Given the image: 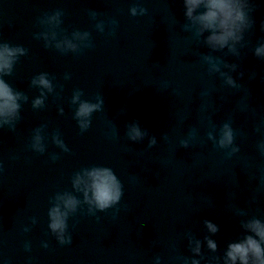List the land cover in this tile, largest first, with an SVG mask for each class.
<instances>
[{"label": "clouds", "instance_id": "1", "mask_svg": "<svg viewBox=\"0 0 264 264\" xmlns=\"http://www.w3.org/2000/svg\"><path fill=\"white\" fill-rule=\"evenodd\" d=\"M182 5L185 22L180 25L181 31L191 33L197 46L209 50L200 54V61L207 66L205 74L209 77L216 76L222 82V87L240 90L243 86L238 81L244 77V72L238 71L239 63L229 62L226 58L231 56L234 61H242V50L250 43L246 35L255 28L253 13L259 8V4L256 0H182ZM128 12L132 17H143L147 15L148 9L142 6L140 0H136L129 7ZM101 15L103 13L96 9H88L89 19L95 22L94 30L101 35L115 36L118 21L114 18L98 20L97 17ZM64 16V10L57 8L37 17L35 23L41 30L33 33V38L43 41L45 49H53L62 56L69 54L80 56L85 50L94 48L92 33L79 29L69 31L64 27ZM8 26L11 28L13 25L9 22ZM260 31L264 33V20L260 22ZM28 51L22 45L0 42V129L7 128L15 132L21 120L22 105L29 102V96L25 92L13 88L5 80V77L13 75L16 64L21 57L28 55ZM253 55L264 62V37H261L257 46L253 48ZM233 73H237L236 78L233 77ZM63 79L70 80L71 75L65 73ZM54 81L56 76L47 72H41L31 78L29 87L37 89L39 93L31 100L33 110L45 109L49 96H52L54 102L64 99L62 96L64 85ZM163 86L167 87L168 82ZM209 94L207 91L201 93L202 96ZM84 97L85 93L82 89L74 88L68 99L69 107L73 109L72 118L76 121L81 135L91 127L93 114L104 111V97L101 93H96L90 99ZM56 111L60 116L65 115L62 104H56ZM218 112L219 107L214 108L204 117L210 128L206 133V141L211 142L213 148L223 150L225 157L230 159L241 149L236 144V132L230 118L217 128L213 116ZM47 127V124H41L32 129L26 145L27 150L44 155L48 149L46 141L50 140L51 144L61 152L69 153L70 149L63 140L60 130L54 129L49 134L46 131ZM253 131L260 136L255 145L256 151L264 157V117L254 125ZM118 134L115 123L111 120L107 121L105 135L116 138ZM125 135L128 141L134 143H142L147 139L148 149L157 145L156 137L142 128L139 121L127 123ZM162 139L168 141L169 138L164 134ZM196 139L197 129L190 126L186 138L179 140V146L189 149ZM206 141L202 139L200 143L204 144ZM48 156L53 163L60 159L56 152H49ZM18 158L12 157V159ZM3 171V163L0 162V173ZM255 179L261 187H264V168L260 169ZM70 184L71 190L67 188L57 190L48 201L50 205L47 211L48 234L61 246L71 245L73 242L69 230L70 218L78 215L89 216L95 217L99 222L101 218L97 213H107L111 209V217L115 220L121 211L120 204L124 196L122 181L114 170L107 166L82 167L71 174ZM252 202H255L254 198ZM123 207L125 211L128 210L127 205ZM234 214L241 217L239 228L242 231L235 240L227 243L222 256L215 255L218 251V243L213 239L219 233L220 227L211 220L205 219L203 226L207 234L200 239L191 230L186 231L184 236L190 255L179 253L177 246L172 245V251L176 254L169 257L170 264H202V261L204 264H264V220L257 217L244 219L243 217H247V212L242 208H237ZM29 222V225L22 229L25 233L30 232L37 224V218L29 217ZM77 223L79 220H75L72 227L75 228ZM155 244V240L149 241L150 246ZM41 246L45 249L49 248L47 242H42ZM23 247L26 252L31 251L30 242H25ZM204 247L213 255H206L202 250ZM5 264L11 262L5 260ZM28 264H31V258ZM155 264H161L159 255L155 257Z\"/></svg>", "mask_w": 264, "mask_h": 264}]
</instances>
